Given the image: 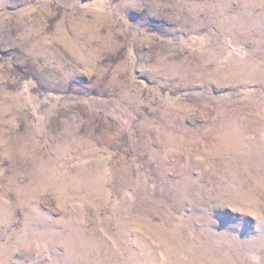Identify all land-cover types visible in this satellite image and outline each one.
<instances>
[{
	"label": "rangeland",
	"instance_id": "374dc122",
	"mask_svg": "<svg viewBox=\"0 0 264 264\" xmlns=\"http://www.w3.org/2000/svg\"><path fill=\"white\" fill-rule=\"evenodd\" d=\"M0 264H264V0H0Z\"/></svg>",
	"mask_w": 264,
	"mask_h": 264
}]
</instances>
